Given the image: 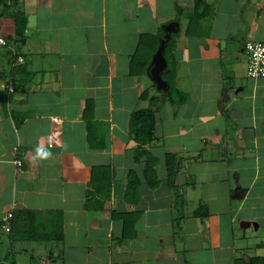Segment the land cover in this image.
<instances>
[{
    "label": "crops",
    "instance_id": "crops-1",
    "mask_svg": "<svg viewBox=\"0 0 264 264\" xmlns=\"http://www.w3.org/2000/svg\"><path fill=\"white\" fill-rule=\"evenodd\" d=\"M200 1L191 34L195 0H11L25 18L18 43L0 14V218L32 211L38 232L61 234L0 229V264H264V80L246 77L243 51L264 41V0ZM159 31L186 101L159 95L151 189L130 117L148 106L142 91L157 94L154 54L139 76L129 66L140 36ZM97 168L110 171L103 191L90 186ZM122 214L137 216L125 230Z\"/></svg>",
    "mask_w": 264,
    "mask_h": 264
},
{
    "label": "trees",
    "instance_id": "trees-1",
    "mask_svg": "<svg viewBox=\"0 0 264 264\" xmlns=\"http://www.w3.org/2000/svg\"><path fill=\"white\" fill-rule=\"evenodd\" d=\"M202 2L195 0L194 11L190 19L189 25L186 29V34H191V24L198 20L202 15L198 14V10ZM0 14L11 18L15 29L12 35H8L7 42L18 43L23 38V29L25 27V18L22 14L14 11L13 2L7 0H0ZM163 32L159 31L156 35H143L139 38V44L135 55L131 58L129 72L132 76H139L144 73L152 55L156 52L160 40L163 38ZM174 49L173 40L165 42L163 58L166 62V67L162 71L160 78L166 84L164 90H157L155 95L148 96L146 91H142L139 98L148 100V106L143 109H138L131 114L130 117V138L135 144L133 160L135 163L143 161L144 163V179L148 187L154 189L158 185V179L154 171L156 162L147 153L145 147L151 142L153 138L154 128V113L159 104V95L165 100L174 104H181L186 101V97L179 93L174 85L175 78V62L172 59V51ZM166 174L168 179H173L179 168V160L171 154L166 155L165 158ZM110 182V171L107 168L94 169L91 175L90 186L102 187L103 191ZM140 182L136 175L131 174L128 178L126 188V196L128 198L137 194V189ZM87 205V204H86ZM89 205V204H88ZM102 207V203L98 204ZM124 230L129 226L130 222L137 217L135 214H122ZM36 213L32 211H17L12 214L9 221L10 230L8 233L18 235V239L22 241H60V228L51 233L47 232L41 234L35 227Z\"/></svg>",
    "mask_w": 264,
    "mask_h": 264
},
{
    "label": "built area",
    "instance_id": "built-area-1",
    "mask_svg": "<svg viewBox=\"0 0 264 264\" xmlns=\"http://www.w3.org/2000/svg\"><path fill=\"white\" fill-rule=\"evenodd\" d=\"M7 1L10 2L11 0ZM0 45L6 46L5 40L1 37ZM243 51L246 57V77L252 80H264V41H247L243 45ZM15 60L16 63H22L20 56H16ZM16 166L20 167L21 162L16 161ZM11 217V212H7L0 218V229L6 233L10 230L9 221Z\"/></svg>",
    "mask_w": 264,
    "mask_h": 264
},
{
    "label": "water",
    "instance_id": "water-1",
    "mask_svg": "<svg viewBox=\"0 0 264 264\" xmlns=\"http://www.w3.org/2000/svg\"><path fill=\"white\" fill-rule=\"evenodd\" d=\"M164 46L165 42L163 39H161L158 48L152 57L151 67L149 69V75L152 81L156 84V89L158 90H164L166 88V84L160 78L162 71L166 67V62L162 55Z\"/></svg>",
    "mask_w": 264,
    "mask_h": 264
}]
</instances>
